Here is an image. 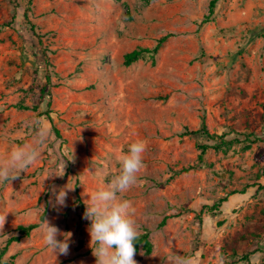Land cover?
<instances>
[{"label":"rangeland","instance_id":"obj_1","mask_svg":"<svg viewBox=\"0 0 264 264\" xmlns=\"http://www.w3.org/2000/svg\"><path fill=\"white\" fill-rule=\"evenodd\" d=\"M210 1L0 0V161L46 131L38 160L0 185V264H95L86 204L135 140L144 166L122 198L153 245L138 264H264V0H218L203 22ZM203 122L232 141L201 157L220 143ZM66 184L57 212L50 189ZM44 218L72 233L67 256L45 244Z\"/></svg>","mask_w":264,"mask_h":264},{"label":"clouds","instance_id":"obj_2","mask_svg":"<svg viewBox=\"0 0 264 264\" xmlns=\"http://www.w3.org/2000/svg\"><path fill=\"white\" fill-rule=\"evenodd\" d=\"M46 131L41 129L34 145L12 146L6 160L0 161V185L21 178L40 156V146L44 143ZM146 145L142 140L128 144L127 151L117 157L119 173L114 175L106 187L90 196L86 204L84 219L90 221L88 232L95 264H138L134 259L135 243L140 235L134 220V208L131 202L123 199V194L138 182V173L143 168V154ZM68 160L73 161V156ZM66 161L60 164L62 171L49 176H63ZM45 177V178H46ZM44 178V179H45ZM74 187L67 184L62 187L51 186L49 204L59 212L67 206L68 192ZM6 215H0V231H3ZM45 244L55 254L67 256L70 251L71 232L61 231L54 223L44 218L40 224ZM59 237H62L59 238ZM143 254V253H141ZM170 264H192L191 258L175 256L169 258Z\"/></svg>","mask_w":264,"mask_h":264},{"label":"trees","instance_id":"obj_3","mask_svg":"<svg viewBox=\"0 0 264 264\" xmlns=\"http://www.w3.org/2000/svg\"><path fill=\"white\" fill-rule=\"evenodd\" d=\"M218 0H211L210 1V4H209V12L208 14L204 17V20L203 22H207L210 20V17L214 14V11H215V7H216V3H217ZM29 10V9H28ZM25 18L26 19H29V15L27 13V11L25 12ZM31 23V22H29ZM33 27V25H32ZM167 36H164L163 38H161L159 40V43L158 45H156V47L151 50L149 48H139V49H136L128 54H126L125 56V63L126 65H130L134 62H136L139 58H141L145 53H149V52H156L158 50V48L161 46V44L165 41ZM199 132H201L203 135H205L207 138L209 139H220V143L218 145H215V146H209L207 144H202L200 147L202 149V152H201V157L202 155H204L207 150L210 148V147H216V148H219L223 145H229L231 143L232 140H228L227 138H225V135L224 134H216V133H212L209 128L207 127L206 123L203 122L202 124V127L200 128V130H198ZM198 131H188L187 134H194ZM261 139V138H260ZM255 141V140H254ZM246 189H242V190H232L231 193L227 194L226 196L224 197H221L219 198L211 207L210 209L211 210H217L219 211L220 208L222 207L223 203L226 202L229 198V196L233 195V194H236V193H245ZM36 227V224H31L29 226H20L19 229L21 231V234L22 235H28L30 233V231ZM140 246L146 251V252H149L151 253L152 251V248H153V245H152V242L150 241V238H149V235L147 233H143V234H140L139 237H138V241H136L135 243V247H136V250L140 248ZM240 262H249V256L248 255H243L240 257ZM227 264H233V262H227Z\"/></svg>","mask_w":264,"mask_h":264}]
</instances>
